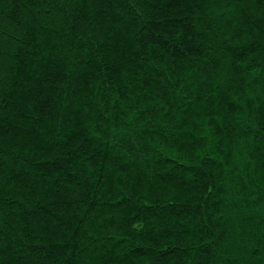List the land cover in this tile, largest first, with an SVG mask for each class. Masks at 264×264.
<instances>
[{"label": "clouds", "instance_id": "obj_1", "mask_svg": "<svg viewBox=\"0 0 264 264\" xmlns=\"http://www.w3.org/2000/svg\"><path fill=\"white\" fill-rule=\"evenodd\" d=\"M29 57L65 79L35 136L0 110V264H264V0H0V101ZM87 61L121 70L74 95ZM61 170L96 196L44 232L27 211Z\"/></svg>", "mask_w": 264, "mask_h": 264}, {"label": "trees", "instance_id": "obj_2", "mask_svg": "<svg viewBox=\"0 0 264 264\" xmlns=\"http://www.w3.org/2000/svg\"><path fill=\"white\" fill-rule=\"evenodd\" d=\"M80 47L85 48L86 42L81 43ZM109 48V44L101 45L99 47L100 54L104 55L107 53L110 55ZM194 50L199 51L195 46ZM178 59L179 57H175L173 62H176ZM28 60V63L22 61L23 70L20 72V79L16 84V88L10 91L8 95L3 97V100L0 101V104L3 105V108L0 110H8V115L4 116L3 120L9 122L11 127L5 129V132L11 131L15 134L23 133L28 136H35L41 131V125L47 111L56 105L59 99V92L63 89L65 77L62 71L53 72L49 67L48 61H44L40 69H31V64H34L35 60H32L31 57H29ZM94 67L95 71H93ZM29 69H31V76L26 75ZM120 70L119 67H112L111 70H109L108 68L95 66L91 61H87V73H80L77 80L71 82L73 94L76 95L80 92L86 93L88 89L93 86L94 80L98 78L101 71L107 76L108 81H112L113 78L118 77ZM40 71L47 73V75H38L37 73ZM33 77L35 82L29 86V82ZM179 86L180 82L178 81L176 87ZM155 87H159V84L155 76L149 74L141 85H137L136 89H128L127 85H124V90L119 92V101L113 99L111 103L114 108L124 111L122 105L129 98V91L139 93L147 88L148 95L143 98L137 95V103H141L142 99L146 101L153 98L152 93ZM17 92H19L18 97L16 95ZM167 95V90L165 88H160V91L155 93L154 98L163 100L165 104H170V101L166 99ZM34 100L36 101L35 103H33ZM29 109H31V111H29ZM32 112L39 114V120H32V123L29 124L28 127H25L24 124L32 118ZM9 116H11L12 121L16 123L9 121ZM2 127L3 125L0 124V128ZM3 163V161H0V169H2ZM69 164L71 165V161H69ZM45 172H47V170H45ZM13 173L10 180L13 184L17 182H26L28 179L22 174L15 173V170H13ZM81 183H83V187H79ZM73 185L77 187L69 191V188ZM73 191L77 193L75 196L72 195ZM94 196H96V192L90 180L81 181L78 172L61 170L59 177L53 179L52 183L48 185V193L45 194L46 202L37 203L32 210L27 211L26 218L29 220L35 218L38 225L42 224L41 231L57 233L61 229H66L71 233L74 225L80 223V221L76 219L78 216L76 209L81 206V203ZM101 197H103V193H101ZM123 200L124 197H120L119 200L114 203L119 204Z\"/></svg>", "mask_w": 264, "mask_h": 264}]
</instances>
